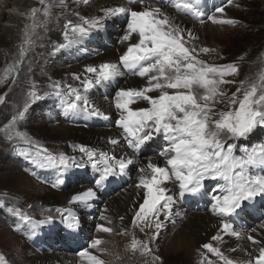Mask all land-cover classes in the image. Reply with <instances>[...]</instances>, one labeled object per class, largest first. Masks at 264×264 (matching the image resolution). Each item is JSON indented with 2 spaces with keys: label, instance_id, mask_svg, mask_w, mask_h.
Instances as JSON below:
<instances>
[{
  "label": "snow or ice",
  "instance_id": "6c2138e0",
  "mask_svg": "<svg viewBox=\"0 0 264 264\" xmlns=\"http://www.w3.org/2000/svg\"><path fill=\"white\" fill-rule=\"evenodd\" d=\"M169 5L177 12L192 14L201 19L204 13L200 11L194 0H168ZM228 4L232 0H227ZM45 4V0H40ZM140 5L139 9L131 5ZM103 15L87 18L79 16L80 23L69 21L65 25L63 43H58L54 51L71 48L81 44L106 27V21L119 16H125L126 28L120 37L121 44L126 49L119 55L118 61H105L99 65H86L84 73L73 74V79L79 81V86L53 81L49 85L51 91L44 96L55 98L65 118L86 116L108 120L110 117L96 107L89 97V92L97 86L110 85L118 77L131 74L145 80L142 87L119 88L114 96V108L117 118L116 127L131 154L116 156L107 152H99L82 144L70 145L74 151H79L87 157L93 170L99 173L95 179V187L102 189L112 177H122L128 169L135 165L142 150L156 137H163L165 146L158 152L163 159V165L148 159L141 164L135 187L142 190V203L134 211L132 225L143 224L151 228L155 224L156 232L147 241L137 240L134 236L129 245V251L139 252L141 256L152 254L151 244L158 238L159 230L163 228L164 219L172 215L174 196L169 194L166 186L173 182L181 198L199 196L205 185L204 181H223L221 195L213 196L210 204L212 215L220 220V231L239 237L235 232L229 217L239 215L244 210L245 202H251L256 197H264V175L252 172L257 166L264 168V144L248 148L241 147L243 155L235 154L237 145L226 143L228 140H239L248 137L255 130L264 128V54L261 57V67L254 77L239 81V87L230 95L222 89V85L236 83L226 77L237 75L239 66L231 64H210L201 59L202 54L213 53L216 50L209 47L197 48L189 46L191 41L198 39L191 30L181 28L174 23L170 15L160 5L153 6L151 0H128V5L107 7L101 9ZM224 6H217L207 19L214 25L236 26V20L218 18L223 15ZM37 9H32L28 19L31 23L25 25L24 44L30 45L29 29L36 27ZM48 14L47 6L44 15ZM201 22L203 20L201 19ZM25 55L21 48L20 57ZM220 59H223L220 56ZM238 59L243 60L241 56ZM20 61L9 65L0 77V83L15 77ZM171 90V91H170ZM151 93H158L151 95ZM42 99L35 91L25 102L24 109L13 116L7 126L9 132L22 120L31 103ZM5 96L0 95V102ZM145 102L147 106L133 108L132 105ZM218 104H226L227 109L221 110ZM9 139H19L25 144L36 147L32 139L25 133L15 132ZM108 143L115 146L118 139L109 138ZM34 168L52 171L55 181L52 187L65 183L66 174L76 165V157L65 153H52L43 147L37 148L35 154L28 150L17 153ZM78 166V165H77ZM97 192L89 187L86 191L73 195L69 204L80 203L85 208L90 207L89 201L95 199ZM60 215L63 226L76 232L81 227L78 216L69 210H55ZM19 221L32 231L38 225L54 224V217L36 221L19 209H9ZM67 212V215H65ZM107 224H111L104 215L100 216ZM121 221L124 217L120 218ZM19 228V225H18ZM143 231V228L141 229ZM98 233L111 234L113 229L104 224H97ZM121 234L126 235L127 229ZM252 245H259L252 264H264V242L253 236H248ZM219 235L212 237L220 240ZM105 240L94 238L87 248L78 255L85 264H106L90 249L106 253L102 247ZM208 253L219 258L221 264H243L226 256L219 248L205 243L201 246ZM158 256L152 255L153 262ZM0 264H6L0 257ZM203 264V261L201 262ZM208 264H213L209 259Z\"/></svg>",
  "mask_w": 264,
  "mask_h": 264
},
{
  "label": "rangeland",
  "instance_id": "374dc122",
  "mask_svg": "<svg viewBox=\"0 0 264 264\" xmlns=\"http://www.w3.org/2000/svg\"><path fill=\"white\" fill-rule=\"evenodd\" d=\"M104 1L106 0H45V5H48V13H50L44 15L43 8L45 5L41 4L40 0H0V31L9 29L12 26L9 24L12 19H16L19 22L17 32L19 36L11 45L10 54L0 64V77H3L5 69L9 65L20 61L15 77L9 76L6 82L0 83V95L5 96V101L0 102V257L4 259L6 264H33L39 258L42 259V264H53L55 259L59 261L58 264H85L78 253L87 248L92 239L102 238L105 240L102 247L107 250L106 253L102 255L96 250L90 249V251L103 259L106 264H201L202 261L203 264H208L209 259L213 264H221L218 257L211 255L201 247L207 241L197 245V247H200L198 253L190 255L186 251H172L169 248L171 245L169 239L173 232L179 228L178 223L180 220L176 216L173 217L169 228H167L169 222H165L163 221L165 219L161 218L163 228L159 230L158 238L151 244L152 254L141 256L139 252L132 253L129 251L133 236L137 240L147 241L156 232L154 222H152L151 228L144 227L143 224L132 225L134 211L142 203V196L138 198V201H133L131 198L134 193L132 194L131 191L134 192L137 189L135 187L137 183L135 177L139 175L137 168L145 163L144 160L147 157L155 156L160 161L157 163H160L161 166L163 165V159L158 156V152L165 146L162 136L153 139L142 150L138 156V162L133 165L135 167L131 166L126 175L110 178L105 183L104 187L107 188L105 190L104 187L102 189L95 187L94 181L98 178L99 173L93 170L91 164L87 161V157L83 156L79 151L69 152L68 149H73L70 146L72 144H82L96 150L97 153L103 151L111 155L113 151H108L97 145L94 146L93 143L91 145L69 141V134L54 130V126L57 127V125L62 123L72 131L82 130L86 132L91 129L97 132L103 131V133L106 131L114 132L115 136L117 135L116 138H118L120 131L115 124L117 115L113 106L115 92L119 88H136L145 84L144 79L126 73L111 82L110 85L97 86L92 89L88 94L90 101L92 102L94 98L98 100L97 103H92L104 113L107 112L106 114L110 117L108 120L88 118L83 115L65 118L59 108V102L55 98L44 96L45 92L51 91L49 85L53 81L79 86V81L73 79V74H80L83 78L86 75L83 71L86 65H99L105 62L103 61L105 55L118 51L121 45L120 37L123 35L127 24L125 16L106 21L104 29L93 33L92 37L84 40L79 45L54 51L58 43L64 42L65 25L69 21L73 24L80 23L77 14L92 18L93 16L91 15L98 8L103 9V6H115L111 1L107 2L108 5H105ZM194 2L197 3L200 11L204 13L201 18L203 22L192 14L177 12L169 5L168 0H151L153 6L160 5L168 14L174 13L196 25L202 24L216 27L214 31H217L219 35L213 40L203 39L200 34L197 36L193 33L198 39L191 41L189 46L194 45L197 48L209 47L215 49V52L202 54L200 57L210 64L235 63L239 66L237 75L226 77V79L236 81V83L221 86L230 95L239 87V81L254 77L261 67V57L264 54V0H232L231 4H228L227 0H194ZM53 3L56 4L58 9L56 7L53 8L54 10L51 9L49 5ZM217 6L225 7L224 14H216L217 17L236 20L238 22L236 26L214 25L207 19L208 15ZM32 9H37L35 17L36 27L28 30L31 43L26 46L22 36L25 33V25L31 23L28 16ZM50 16H54L52 17L51 25L56 26V36L53 38L48 37L49 33L47 30L45 31L46 25H43ZM178 25L184 28L182 24ZM21 48H25L23 58L20 57ZM125 49V44H122L120 54ZM117 55L118 57L115 60L106 61H118L119 53ZM220 56L223 59H220ZM241 56L244 57L243 60L238 59ZM33 58L35 59L34 62ZM61 71H69L64 76L65 79H69V82L55 78L56 73ZM129 79L136 80L130 83L128 82ZM33 91L41 96L42 99L31 103L24 118L19 120L15 128L9 132L7 126L13 116L24 109L25 102L29 100L30 93ZM157 94L151 93V95ZM145 106L147 105L143 101L132 105L133 108ZM216 107L221 110L227 109L226 104H218ZM17 131L27 134L36 147L25 144L19 139L10 140L9 136L14 137ZM226 143L236 144L235 154L241 156L243 155L240 151L241 147L248 148L250 151L253 147L264 144V128L255 130L246 138L228 140ZM39 147H43L52 153L58 154L62 152L70 157H76V165L71 167L66 174L65 183L59 187H52L55 181L54 172L34 168L27 160L17 154L20 150H28L35 154ZM125 147L128 148L127 144ZM118 149V153H115V155L119 157L122 156V150ZM252 172L264 175V168L257 166ZM204 185L206 193L207 191L214 192L216 187L223 185V181L206 180ZM89 187H92L97 192L96 198L89 201L90 207L85 208L80 203L69 204V200L73 195L80 193V191H86ZM123 191L124 193H122ZM140 191L142 192V190ZM197 198L198 196L194 199L189 197L188 200L190 201H184L178 196L177 202L178 204L181 203L182 206L184 204L189 205L188 209L190 212L195 211L194 213L203 214L205 207L197 204ZM111 199L118 200V203L115 204V201H111ZM129 200L131 202L128 204ZM208 201L211 202L210 199ZM206 204L208 203H204V205ZM121 208L127 211L130 210V216L126 221L129 227L126 235L121 234L125 229L117 222V214ZM9 209H19L23 214L29 215L36 221L52 216L55 218V226L45 223L38 225L32 231L10 213ZM56 209L69 210L78 216L81 221L80 229L76 232L67 230L61 223L60 215L55 211ZM65 215H67V212H65ZM101 215L111 220V224L101 220ZM262 216L264 217V197L258 196L251 202H245L244 210L236 216L237 222L234 225L236 228L252 231L256 221L261 222L264 220ZM97 224L111 227L113 232L111 234L98 233L96 231ZM130 227L133 229L131 232ZM142 228L143 231L141 230ZM166 228L168 229L167 232H165ZM220 232L219 226L217 235L221 237ZM164 235H166V238L162 240ZM256 236L253 237L257 239ZM247 237L246 241L249 243L250 241ZM220 243L221 239L213 241L210 238L209 244L213 247L219 248L218 245ZM249 245L251 248L256 246L252 245L251 242ZM152 255L158 256L160 259L153 262ZM47 258L49 259L48 261H46ZM248 263L252 264V261Z\"/></svg>",
  "mask_w": 264,
  "mask_h": 264
},
{
  "label": "bare ground",
  "instance_id": "6f19581e",
  "mask_svg": "<svg viewBox=\"0 0 264 264\" xmlns=\"http://www.w3.org/2000/svg\"><path fill=\"white\" fill-rule=\"evenodd\" d=\"M109 1H111L113 4H115V6L128 5V0H106V1H104L105 5H108L107 2H109ZM49 6L51 7V9H53V8L56 7V4L53 3V4H50ZM115 6H113V7H115ZM131 6L136 8V9L139 8L138 4H133ZM22 8H21V10H22ZM44 8H43V11H44ZM47 8H48V5H47ZM103 8H107V7L103 6ZM50 15H52V14H50ZM99 15H103V13H102L101 9L98 8V10L94 11V13L91 16L94 17V16H99ZM169 15L172 18L174 23L180 24V25L182 24L184 28L191 30L192 33H195L197 36L200 34V36L203 39H207V40L208 39H212L213 40L215 37H217L219 35V33L217 31H214V29L216 27H211L209 25H202V24L201 25H196L193 22H191L189 20H186V19H183V18L179 17L178 15H176L174 13H170ZM52 17H54V16H52ZM52 17L50 16V18L47 20V22L45 24L41 23L43 25H46L45 31L46 30L48 31V33H49L48 37L49 38H53L54 36H56V26H52L51 25V22L53 21ZM18 23L19 22L16 19H12L9 22V24L12 25V26L9 29H7V30H1L0 31V64H1L2 61H4V58H6L10 54L11 45L16 40V38L19 36V34L17 35L18 29H19V24ZM195 29H196L197 32L195 31ZM22 38H25L24 35L22 36ZM118 45H120V44H118ZM120 47H122V44L120 45ZM120 47L118 48L119 52L117 51L116 53H113V54L111 53V54L105 55V57L103 58V61L112 60V59L115 60V58L118 57L117 53H119V55H120ZM34 61H35V59L33 58V62ZM61 65H63V64H61ZM68 72L69 71L57 72L56 75H55V78L57 80H60V81H68L69 82L68 78H66V79L64 78L65 73H68ZM135 80L129 79L128 82L131 83L132 81H135ZM92 102L93 103H97L98 100H96L94 98V99H92ZM54 130L66 132L67 134H69V141H72V142H83V143H88V144H91V145L93 143L94 146L97 145L100 148H104V149H107L108 151H113L115 153H118L117 149L119 148V149L122 150V155H124L126 153L127 154H131V150L125 147L126 142L124 141L123 136L122 135L120 136V134H121V130L120 129H119L120 134L118 135V138H116L117 135L115 136L114 132H107L106 131L105 133H103V131L102 132H97L96 130H91V129H88V131H86V132H83L82 130L72 131L69 128H67L66 126H64L62 123L57 125V127L54 126ZM116 133H117V131H116ZM119 137H120V143L118 145H116V146H113L111 144L108 145L107 140L109 138H115V139L119 140ZM69 144H71V143H69ZM123 149H124V151H123ZM68 151L71 152V151H74V150L69 148ZM148 159H152L153 162H160L159 159H157L155 156H150V157H147L144 160L145 163H147ZM133 167H135V166H133ZM135 178L137 179L138 177H135ZM166 186L170 189L169 194L173 195L175 197V199H174V203H173L171 217L168 218V219H165L163 221L169 222L168 225H167V228H169V226L171 224V221H172L174 216L179 217V220H180L179 223L177 222L178 225H179V228H177L173 232V234L171 235V237L169 239L170 244H171L169 246V248H171L172 251H180V250L181 251H186L188 255H190L192 253H198L200 251V247H197L198 244H201V242H206V241L209 244L210 238H212L213 236L217 235V232H218V229H219V226H220V220H219L218 217L212 215L211 211L209 210L211 202H209L208 199L212 200L213 196L221 195L222 194L221 191H220L221 186L216 187L214 192H212V191L208 192L207 191V193H206V190L203 189L202 193L196 199L197 200V204H201V205H203L205 207L204 211H203V214L194 213L195 211L194 212L193 211L190 212L189 209H188L189 205L184 204L182 206L181 203L178 204V202H177V197L179 196L178 195V190L175 188L173 182H171V181L168 182ZM104 189L107 190L106 187H104ZM133 190H134V188H133ZM131 192H132V194L134 193L132 195V198H131V200H133V201H136V200L138 201V198H140L142 196V192L140 190H138V189H135L134 192L133 191H131ZM122 193H124V191ZM120 196H122V195H120ZM121 198H123V197H121ZM112 200L113 199H111V201ZM131 200H129L128 204L131 202ZM113 201H115V204L118 203V200L116 201L114 199ZM204 203H208V204L204 205ZM129 211H127L124 208H121V209H119L118 214H117V222L119 224H121L123 229H127V230H129V227L127 226L128 223L126 222L128 220V218H129V216H130V212ZM185 211H187V212H185ZM240 213L241 212H239V214ZM121 217H124L123 221H121V219H120ZM161 218L164 219L163 216ZM228 219L233 224V228H234L235 232L240 233V236L237 237V236H234V235H230V234L227 235L226 233L220 232L221 233V243L218 245L219 249L226 256H228L229 258H231L233 260L241 261V262H243V264H249L248 262L253 261V257L257 254V249H258L259 245H256V246H254V248H251L250 245H249L250 242L248 243L246 241V237L250 236V235L251 236H256L257 235L256 236L257 239L260 240L261 242H264V220L261 221L262 223L260 221L259 222L256 221L254 223L255 225H254L252 231H248L247 229L244 230L243 228H236L235 227L234 223L237 222V217L236 216L229 217ZM262 219H264L263 216H262ZM257 224H259V225L256 227ZM167 228H166L165 232H167V230H168ZM131 230H133L132 227H130V232H131ZM254 232H256V233H254ZM165 238H166V235H164L162 240H164ZM162 240H161V242H162ZM48 260L49 259L47 258L46 261H48ZM56 260L57 259L53 260V264H58L59 261H56ZM33 264H42V259L41 258H39L38 260L36 259L33 262Z\"/></svg>",
  "mask_w": 264,
  "mask_h": 264
}]
</instances>
